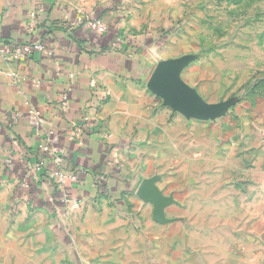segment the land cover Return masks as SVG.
Listing matches in <instances>:
<instances>
[{
    "label": "crops",
    "instance_id": "0c3cea01",
    "mask_svg": "<svg viewBox=\"0 0 264 264\" xmlns=\"http://www.w3.org/2000/svg\"><path fill=\"white\" fill-rule=\"evenodd\" d=\"M77 1L0 0V48L5 51L0 54V264H90L94 244L107 250L110 238L119 237L113 229L124 222L137 230L132 250L139 253L141 244L151 264H172L181 246L166 220L183 202L193 169L207 176L209 161L218 177L225 160L234 209L237 158L263 160L264 89L237 109L241 130L224 126L221 135L220 125L174 111L148 88L155 67L172 60L165 56L155 62L151 48L133 43L128 26L140 24L135 15L125 16L122 9L92 11L108 23L102 35L85 26L66 27L81 7ZM25 41H42L49 52L14 59L13 46ZM92 77L109 89L107 97L102 87L92 93ZM180 78L191 86L183 74ZM65 92L61 110L57 103ZM31 108L40 112L39 127ZM86 116L99 124H87L71 139L70 125ZM48 135L65 148L64 171H101L102 188L87 176L83 184L62 189L46 169H30ZM244 176L245 205L264 202V166L245 170ZM145 180H153L163 197L175 195L176 203L164 207L163 220L153 203L137 195ZM65 196L79 205L71 206Z\"/></svg>",
    "mask_w": 264,
    "mask_h": 264
},
{
    "label": "rangeland",
    "instance_id": "374dc122",
    "mask_svg": "<svg viewBox=\"0 0 264 264\" xmlns=\"http://www.w3.org/2000/svg\"><path fill=\"white\" fill-rule=\"evenodd\" d=\"M77 2L81 7L75 11L84 14L122 9L125 16L135 15L140 24L128 26L133 43L151 48L155 62L165 56L172 61L188 58L180 75L189 80L191 89L216 110H229L215 119H193L213 127L220 125L221 135L224 126L230 132L241 130L237 109L256 91L264 89V0ZM220 151L226 154L227 149L221 147ZM223 162L226 161L221 160L218 177L213 176L215 170L211 167L215 164L209 161L207 176L199 175L200 169H193L194 178L183 202H178L179 209L175 208L166 220L175 231V243L181 246L180 255L173 258L172 264H264V250L260 249L264 246V202L258 204L256 199L246 206L243 199L245 170L264 166V158H237L234 209L232 193L227 188L231 170L228 177ZM213 185L215 192L206 190ZM168 200L176 203L172 192ZM164 213L163 209L158 215L162 220ZM134 231L137 230L130 223L117 225L113 233L119 237L110 238L107 250L93 243L90 264H151V257L141 244L139 253L132 250Z\"/></svg>",
    "mask_w": 264,
    "mask_h": 264
},
{
    "label": "built area",
    "instance_id": "2783aa9c",
    "mask_svg": "<svg viewBox=\"0 0 264 264\" xmlns=\"http://www.w3.org/2000/svg\"><path fill=\"white\" fill-rule=\"evenodd\" d=\"M66 27L76 28L80 26H85L92 33H96L99 35L104 34L108 29V23L96 15H88L80 12H76L75 15L67 20L65 23ZM29 27H32V23L29 24ZM114 49L119 47V44L113 43L112 46ZM12 57L16 60H20L22 58H26L34 53H43L46 54L49 51L46 49L44 43L42 41H25L20 44L13 46L12 48ZM4 48H0V54L4 55ZM0 73L3 71L0 69ZM13 75V73H9ZM89 85L92 89V93L94 90H97L99 87H102V97H107L110 94L108 88L100 85L97 78L92 77L89 80ZM67 104V93H63L61 98L59 99L57 106L58 109L63 110ZM31 115L35 118V125L39 127L40 122L38 121V117L40 112L36 109H30ZM17 118V117H16ZM83 123H73L70 125V135L71 139L79 137L81 133L84 131V127L88 125L97 126L99 123L93 121V118H88V116L84 117ZM101 129V125L97 128ZM39 154L41 155L39 160L32 164L30 169L35 171H40L41 169H46L47 177L54 181L57 185H59L62 189L68 184H78L81 185L85 182L86 177L90 178L91 184L98 189L102 188L105 181V175L101 171L76 167L71 172H66L62 169V163L65 155V148L59 145L54 144L51 141L50 136L48 135L42 143L38 146ZM46 163L49 164V167L46 168ZM64 200L71 204V206H78L80 201L74 200L71 201L67 196L64 197Z\"/></svg>",
    "mask_w": 264,
    "mask_h": 264
},
{
    "label": "water",
    "instance_id": "95a60500",
    "mask_svg": "<svg viewBox=\"0 0 264 264\" xmlns=\"http://www.w3.org/2000/svg\"><path fill=\"white\" fill-rule=\"evenodd\" d=\"M188 58L159 63L153 70L148 81V88L161 97L165 104L174 111L191 118L215 119L225 113V108L215 109L206 104L181 78L180 71L187 64ZM141 198L153 203L156 217L168 204V198L163 197L153 180H145L137 191ZM159 218V217H158Z\"/></svg>",
    "mask_w": 264,
    "mask_h": 264
},
{
    "label": "trees",
    "instance_id": "16d2710c",
    "mask_svg": "<svg viewBox=\"0 0 264 264\" xmlns=\"http://www.w3.org/2000/svg\"><path fill=\"white\" fill-rule=\"evenodd\" d=\"M93 106H94V105H93ZM228 112H229V110L226 111V114H227ZM223 115H224V113L221 114V115H219L218 117H220V116L222 117ZM218 117H217V118H218Z\"/></svg>",
    "mask_w": 264,
    "mask_h": 264
}]
</instances>
